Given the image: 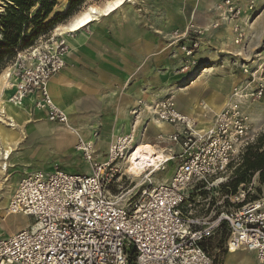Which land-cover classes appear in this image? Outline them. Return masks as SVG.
Listing matches in <instances>:
<instances>
[{"label": "built area", "instance_id": "obj_1", "mask_svg": "<svg viewBox=\"0 0 264 264\" xmlns=\"http://www.w3.org/2000/svg\"><path fill=\"white\" fill-rule=\"evenodd\" d=\"M255 12L256 0H221L208 26L189 24L173 31L169 44L182 57L178 72L196 71L195 56L209 30L229 28L232 44L246 51L244 29ZM67 50L65 40L53 34L18 52L1 73L4 90L12 92L9 101L23 104L31 98L33 109L49 123L65 124L66 116L52 103L46 84L64 68ZM252 63L238 65L245 80L231 89L204 132L177 110L173 94L149 107L160 124L173 129L158 139L178 148L170 157L173 172L164 182L148 179L137 189L117 186L127 178L122 166L136 139L134 130L111 143L104 162L93 159L91 144L78 140L74 151L89 164V173L58 168L24 173L6 211L32 223L0 237V264H214L210 244L219 243L222 233L227 252L243 250L264 264V185L261 195L247 202L254 181L246 192L242 187L229 199L228 209L208 217L193 207L194 195L232 178L246 148L264 132L253 130L242 109L264 95V44ZM150 174L144 171V176ZM113 187H118L116 194L110 192Z\"/></svg>", "mask_w": 264, "mask_h": 264}, {"label": "crops", "instance_id": "obj_2", "mask_svg": "<svg viewBox=\"0 0 264 264\" xmlns=\"http://www.w3.org/2000/svg\"><path fill=\"white\" fill-rule=\"evenodd\" d=\"M220 1L185 0L183 2L181 0L172 8L163 7L164 18L159 23H154L152 15L145 13L144 19L139 17L134 8L126 9L122 6L111 14L110 18L91 23L81 31L66 36L68 51L64 57V68L47 82V92L52 103L66 113L69 124L75 129L78 137L81 136V139L94 143L95 161L103 162L109 145L115 138L127 135L132 128L135 138L139 133L137 142L149 144L152 142L146 137V133L141 136L146 126L157 134V138L159 135L166 137L171 134L173 129L166 124L156 121L157 123L152 125L154 117L149 113V107L166 97L169 92L176 96L175 105L178 106L179 111L181 110L180 113L194 119L198 130H207L210 123L212 125L214 115L222 110L226 97L234 86L228 90V95L214 87H192V84L187 86L191 80L186 86L180 87V80L177 78L182 75L178 72L182 57L175 47L170 46V39L159 36L162 34L167 38L170 35L168 31L184 29L191 19H194L196 27L207 26L214 19L206 15L207 11ZM142 9L144 8L140 10ZM263 26L259 16L251 26L244 29L248 43L257 42L264 36ZM219 31H211L208 33V38H204L201 42V48L195 56L200 64V70L205 65H211L212 69L220 68V65L215 64V60L219 59L223 62L229 59L228 54L232 55L233 36L230 29ZM210 46L212 49L209 52ZM202 58L206 59L201 60ZM208 70L206 74H211L212 70ZM188 77L190 75H184L181 80ZM0 88L6 97H10L12 92L4 90L2 75H0ZM182 88L187 89L177 93ZM31 101L32 99L29 98L21 104L29 118L28 121L21 123L20 144L8 161L7 173L15 167L20 169L21 177L24 173L32 172L31 161L24 159L20 152L21 144L26 139L27 125L34 126L39 134L36 153L41 155L46 163L56 167L59 165V157H67L68 163L64 162L61 170L89 173L86 162L73 160L79 157L74 151V146L80 139L62 125L49 123L41 111L33 109ZM206 109L212 114L205 119ZM242 109L253 130L263 131L264 95L259 101L244 104ZM30 111H34V118H31ZM173 147L178 151L176 146ZM157 149L163 151L165 157L169 156L166 153L169 150L158 147ZM70 166L72 168H69ZM153 177L151 182L155 184L170 178L154 181ZM19 180L14 182L15 187ZM5 184L12 190L8 175ZM1 195L3 197L4 192ZM10 197L11 192L5 204ZM5 214L7 211L1 210L0 219ZM221 264L258 263L252 253L236 250L225 252Z\"/></svg>", "mask_w": 264, "mask_h": 264}, {"label": "rangeland", "instance_id": "obj_3", "mask_svg": "<svg viewBox=\"0 0 264 264\" xmlns=\"http://www.w3.org/2000/svg\"><path fill=\"white\" fill-rule=\"evenodd\" d=\"M107 1H109V0H85L77 8H75L72 11V13L69 15V17H67L66 19L62 20L61 22L55 24L48 32H46V33L40 35L39 37H37L36 39H34L31 42V46H33L36 42H38L40 40L43 41L44 39L48 38L50 35H53V34L56 35V32H55L56 27H58L59 25H64V24L68 23L71 18H73L76 14H78L79 12H81L82 10L87 8L88 6H100L101 7ZM179 1H181V0H133L134 5H130V3L128 1H126L123 5V8H126V9L127 8H134L135 10H137L139 17H142L144 19L146 16L145 13H147L148 15H152L154 23H159L164 18V12L162 10L163 7L172 8L173 6L177 5L179 3ZM182 1L184 2L185 0H182ZM57 4H58V5H56L57 8L55 7L54 11L61 13L62 10L65 8V5H67V2L63 1V0H57ZM4 6H5V0H0V15L3 13V9H4L3 7ZM214 7L213 8L210 7L211 9L209 8L210 10L207 11V13H206V15L208 17L212 16V18H214L213 21L216 19V16L214 14ZM141 8H144V9H142V11H141L140 10ZM148 8L152 9L151 12H150V9H148ZM138 11H141L142 14ZM111 16L112 15H110L109 18ZM259 16H261V25H264V0H256V12L251 16V19L248 23L249 26H251L255 22V20L258 19ZM103 19H105V18H102L101 20H103ZM189 24L196 26L194 19H191ZM223 29H225V28L218 29V31L220 30L219 32H221ZM182 30H184V29H172V30L168 31V34L171 35V33L173 31H182ZM211 31H216V30H209V32H207V35L205 34L202 37V40L204 38H208V36H209L208 33H210ZM170 35L167 38H165L166 36L161 34L159 37H161L163 39H170ZM263 44H264V36L260 40H258L257 42L254 41L252 43L251 42L248 43V41H247L246 51H243L241 48L236 47L233 44H231V45H233L232 46L233 52H232V55L231 54L227 55L229 59L222 62L219 59L214 58V60L216 59L215 64L220 65V68L216 67L215 69H212L211 65H205V66H203V69L200 70V67H199L195 72H193L192 75H190V77L184 78L185 79V80H183L184 82L181 79L186 74H182L183 76L180 75L181 77L178 76V78H177L178 80H180L179 86L180 87H182L183 85L186 86V84L191 80L187 86H191V84H192V87H203V88L214 87V88L220 90L222 93L224 92L225 95H228V90L231 89V87L238 85L245 80L244 76L241 74V72L238 68V65L242 62V63L248 65L249 67H252L253 66L252 61H255L256 56L263 50ZM209 45H210V43H209ZM211 46L208 48L209 52L211 51L210 49H212ZM208 50H206V51L208 52ZM176 54H177V52H176ZM15 56H16V53H15V55L13 54V57H11V59L9 60V63L13 60V58H15ZM205 59L206 58H202L201 60H205ZM208 59L209 58H207V60ZM208 69L212 70L210 72L211 74H206V75L200 76L204 70H208ZM197 73H198V75L194 78V76ZM192 89H194V88H192ZM169 94H173V93L169 92L168 95ZM175 103H176V100H175ZM176 108L179 111V108L177 105H176ZM205 111H206V116L204 118L206 119V118H208V116L210 114H212V112L209 111L208 109H206ZM30 115H31V118H34V116H35L34 111H30ZM26 117H27V121H28V118H29L28 114L26 115ZM210 126H211V123H210L209 127ZM33 127L34 126H31V125H27L25 127V129L27 130L26 139L22 142L21 149H20L22 157L26 160L31 161L32 171L36 170V171H41L43 173H50V172H52V169H55V168L62 169L61 165L64 162L66 163L67 159H69V158L59 157V161H58L59 165H56V167H53L52 164L49 165V163H46V161L43 160L41 155L36 153L37 136L39 134L37 133V131H35V129ZM130 131H131V129H130ZM144 133H146V137L149 138L150 141L152 142L151 144L157 146L158 148H164L166 150H170L169 152L166 151V153H168L170 157L173 155V153L177 152L174 150V147L171 144L160 141L157 138V134H155L151 128L147 129V126H146V128H143V133L141 134L142 137H143ZM138 137H139V133L137 134V137L135 139L136 140L135 143H137ZM73 160H78L81 163L85 162L81 158V156H79L77 158H73ZM174 166H175V164H174L173 160H170L167 163L163 164V166H162L163 170H159V171L155 172L156 174H153V176L154 175L155 176L154 177L152 176L153 180L154 181L155 180H162L165 177H170L172 172H173ZM69 168H72V166H70ZM122 169H123V166H122ZM24 170H25V168H24ZM74 171H67L66 170L65 172L72 173V174L82 173V171H77V172L76 171L74 172ZM7 175H8V178L10 179V184H11V189H12L11 195H12L14 188H15V186L13 184L15 181L20 179L22 173H21L20 169H18V168L16 169V167H15V168L11 169V171H9L7 173ZM126 177L127 178H123L121 180V182L117 183L118 184L117 186H119V187L121 186V188H123V189L124 188H132V187H136V189H137L141 186H143V188L146 186L147 182H146V179H144V177L143 178L141 177L140 179H136V180L135 179L133 180V178H131L130 176H127V175H126ZM232 180H233L232 178H228L226 184L219 186V187H212L208 191L203 190V191L199 192L197 195H194L193 196V207L195 208V210L199 214H201L203 216L205 215L206 217H208V216H210V214L213 211L218 212V211H221L224 209H228L230 207L229 199L231 197H233L234 195H236L237 193H239L241 191L242 187H244V191L246 192L248 185L253 181H254V185L251 188L252 192H249L248 194H246L243 202L250 201L251 199L256 198L257 196H260L262 193L263 184L259 183L257 174L249 175L246 178L247 182L243 185L238 186L235 189V191H233L232 185L229 184V183H231ZM153 184H155V183H153ZM117 191H118V187L117 188L113 187L110 190L111 194H116ZM2 192H3V190L0 192V195L2 194ZM7 203L5 204V206L2 209L3 212L7 208ZM0 213H1V210H0ZM1 222L2 223H0V224H2V225H0V237H6L8 235H11L10 234L11 232L14 234L20 230L26 229L28 227V225L30 223H32V220L30 218H26V217H23L21 215H13V214H9L7 212V214H5L3 216V220ZM221 246H222L221 243H217L216 241H213L210 244L209 252L214 259L213 260L214 264H221L223 257L225 255V252H227Z\"/></svg>", "mask_w": 264, "mask_h": 264}, {"label": "bare ground", "instance_id": "obj_4", "mask_svg": "<svg viewBox=\"0 0 264 264\" xmlns=\"http://www.w3.org/2000/svg\"><path fill=\"white\" fill-rule=\"evenodd\" d=\"M126 1H128L130 5H134L133 0H109L105 2L101 7L100 6H88L87 8H85L84 10L76 14L73 18H71L68 23L64 25H59L58 27H56V30H55L56 35L62 37L65 40L68 34L77 33L81 31L83 28H85L86 26H88L89 24L99 22L102 18L109 17L111 14L119 10ZM65 8H66V5H65ZM64 9L62 10V12L64 11ZM93 9H95V11H93ZM208 71L209 70H204L201 75H206ZM46 89H47V84H46ZM186 89L187 88L179 89L177 93H180ZM173 97L176 99L175 95ZM38 112L40 111L38 110ZM62 112L66 116V123L63 124L64 129H66L67 131L73 133L74 135L78 137L79 135L76 133L75 129H73L72 126L69 124L66 113L64 111ZM149 113L153 116L152 111H150ZM26 115L27 113L22 108V105L19 103L10 102L9 97H6V95L0 88V192L4 190L3 191L4 196L3 197L2 195L0 196V210H2L11 192L10 188L6 187V184H5V182L7 181V171H8L7 169H8V163H9L8 161L10 157L12 156V154L17 150L20 144L19 136L21 132L20 130L21 123L27 121ZM154 118L152 119L151 117L152 125H155L157 123L156 118L155 119ZM190 119L196 124L194 119L192 118ZM196 131L201 133L206 130H198L196 128ZM132 132H133V129H131V131L128 134ZM80 137H78L77 139H80L82 142H86L92 145L93 159H94V143L92 141H85L81 139ZM135 142L136 140L133 139V146L131 150L128 151L127 155L125 156V159L123 162V165H124L123 174L130 176L131 178H133V180L140 179L141 177L142 178L144 177L146 181L148 179L150 180L153 174H156L155 172L158 170V167L170 161V156L165 157V155L163 154V151L157 149V147H154L152 144L145 143L142 141H138L137 143ZM109 147H108V151H109ZM86 165H88L89 167V164L86 163ZM88 169L90 172V167ZM146 169L150 170L151 174L144 176V171ZM2 219L3 218L0 219V223H2L1 222ZM230 251H236V250H230Z\"/></svg>", "mask_w": 264, "mask_h": 264}, {"label": "trees", "instance_id": "obj_5", "mask_svg": "<svg viewBox=\"0 0 264 264\" xmlns=\"http://www.w3.org/2000/svg\"><path fill=\"white\" fill-rule=\"evenodd\" d=\"M63 1L67 5L59 13L54 11L58 5L57 0H5L3 13L0 15V75L13 54L29 48L34 39L69 17L85 0ZM199 67L198 63L197 69ZM251 174H257L259 183L264 185V132L253 145L246 148L239 166L233 171V180L229 183L233 191L245 184L246 178ZM222 241L224 233L219 243L222 244Z\"/></svg>", "mask_w": 264, "mask_h": 264}, {"label": "water", "instance_id": "obj_6", "mask_svg": "<svg viewBox=\"0 0 264 264\" xmlns=\"http://www.w3.org/2000/svg\"><path fill=\"white\" fill-rule=\"evenodd\" d=\"M197 75V74H196ZM196 75L194 76V78L196 77Z\"/></svg>", "mask_w": 264, "mask_h": 264}, {"label": "snow or ice", "instance_id": "obj_7", "mask_svg": "<svg viewBox=\"0 0 264 264\" xmlns=\"http://www.w3.org/2000/svg\"><path fill=\"white\" fill-rule=\"evenodd\" d=\"M93 11H95V9H93Z\"/></svg>", "mask_w": 264, "mask_h": 264}]
</instances>
